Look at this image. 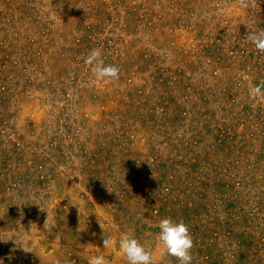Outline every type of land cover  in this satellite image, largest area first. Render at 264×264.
Wrapping results in <instances>:
<instances>
[{
	"label": "rangeland",
	"instance_id": "obj_1",
	"mask_svg": "<svg viewBox=\"0 0 264 264\" xmlns=\"http://www.w3.org/2000/svg\"><path fill=\"white\" fill-rule=\"evenodd\" d=\"M0 0V264H264V0ZM101 50L116 80L85 58ZM110 191V192H109ZM43 209L44 211H41ZM104 225V230L100 227ZM46 224V225H45Z\"/></svg>",
	"mask_w": 264,
	"mask_h": 264
},
{
	"label": "clouds",
	"instance_id": "obj_2",
	"mask_svg": "<svg viewBox=\"0 0 264 264\" xmlns=\"http://www.w3.org/2000/svg\"><path fill=\"white\" fill-rule=\"evenodd\" d=\"M254 4V0H251ZM240 3L247 6L246 0ZM247 39L261 53H264V29L248 33ZM96 80H116L119 78L120 69L115 65L105 64L101 58V50L94 48L84 60ZM249 98L252 100H264V80L258 84L249 85ZM110 192V191H109ZM41 211H44L41 209ZM98 222L104 230V225ZM46 225V224H45ZM159 233L157 234V247L169 256L175 257L179 264H192V248L194 242L188 226L183 221H173L172 218H163L158 223ZM118 243L120 253H122L127 264H157L155 254L152 250L134 238L130 233H122L119 241L111 235L103 233L104 248L108 249ZM87 264H108L103 255H94L88 258Z\"/></svg>",
	"mask_w": 264,
	"mask_h": 264
}]
</instances>
